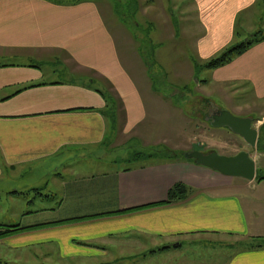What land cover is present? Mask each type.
<instances>
[{"label":"crops","instance_id":"obj_1","mask_svg":"<svg viewBox=\"0 0 264 264\" xmlns=\"http://www.w3.org/2000/svg\"><path fill=\"white\" fill-rule=\"evenodd\" d=\"M191 3L201 20L193 45L208 62L232 44L237 18L259 0ZM104 11L96 0H0V197L20 202L10 224L0 225L30 227L0 238V264H149L178 260L205 237L264 238V178L257 179L264 122L257 126L254 180L187 159L99 174L71 170L77 153L108 149L170 107L145 64L123 57L120 48L133 46L134 35L114 31ZM52 55L63 58L58 69L29 62ZM206 71V87L252 89L264 98V41ZM20 180L27 181L24 191ZM177 183L191 193L161 204ZM38 197L44 206H36ZM226 250L232 253L222 264H264V248Z\"/></svg>","mask_w":264,"mask_h":264},{"label":"rangeland","instance_id":"obj_2","mask_svg":"<svg viewBox=\"0 0 264 264\" xmlns=\"http://www.w3.org/2000/svg\"><path fill=\"white\" fill-rule=\"evenodd\" d=\"M96 2L102 12L104 8V17L114 31L118 28L124 31L125 28L130 36L134 35L136 43L133 46L128 45V48L122 45L120 48L122 55L127 62H131L130 57L132 60L138 57L145 64L157 93L169 98L167 102L170 107L165 111L167 114H159L150 119L148 122L150 126L143 125L137 129L138 132L122 135L114 146L108 149L100 148L77 153L79 154L77 157H72L68 161L71 170L78 172L80 166H85L86 172L99 174L101 171L111 172L117 168H134L166 160H182L185 159L186 153L193 150L216 151L229 157L243 150L250 152L252 156L256 154V150H252L237 134L224 127L211 126L206 121L210 108L217 107L240 118L251 117L254 119L253 126L257 127L260 122H264V98L258 99L252 89H245L244 92L232 91V88L219 84L208 87L201 84L202 81L209 79L211 74L205 68L208 62L198 57L193 45L192 38L200 30L201 20L191 0H96ZM261 31L264 32V0H259L253 12L239 15L234 41L230 47ZM62 60V57L52 55L29 62L37 63L45 69H58ZM261 129L263 131L260 134L264 133V125ZM145 131L146 133H143ZM149 142L151 143L148 145ZM261 142L264 147V135ZM155 148L173 151L175 156H160L158 154H165V150L163 153L154 152ZM152 154L154 156H149ZM262 155L258 163L259 176H264V154ZM26 183V180H20L15 184L20 185L24 191L23 185ZM39 186L44 188L42 193L46 194L48 189L45 183L42 181ZM29 194L31 199L38 196L34 192ZM39 198L36 206H44L46 202ZM19 203L13 202L5 194L1 195L0 224H10L11 209H19ZM200 241L190 247H184L178 260L155 259L149 264H222L226 255L232 253L226 250L227 246L239 248L241 242L223 237H205ZM117 262L114 261L113 264L123 262L134 264L135 261ZM44 263L46 262L40 261L39 264ZM47 263L71 264L58 260H50Z\"/></svg>","mask_w":264,"mask_h":264},{"label":"water","instance_id":"obj_3","mask_svg":"<svg viewBox=\"0 0 264 264\" xmlns=\"http://www.w3.org/2000/svg\"><path fill=\"white\" fill-rule=\"evenodd\" d=\"M253 124V118H240L227 110H220V115L211 126L229 129L241 137L253 150H256L258 129ZM185 158L228 176L242 177L247 180H254L256 177V161L252 158L251 153L246 150L231 157L220 155L216 151L193 150L186 153Z\"/></svg>","mask_w":264,"mask_h":264},{"label":"trees","instance_id":"obj_4","mask_svg":"<svg viewBox=\"0 0 264 264\" xmlns=\"http://www.w3.org/2000/svg\"><path fill=\"white\" fill-rule=\"evenodd\" d=\"M264 41V32H256L250 36L247 40L244 42L234 45L232 47L226 48L224 51H222L220 54L217 56L213 57L206 63L205 68L207 69H215L219 68L221 66H224L231 61H233L235 58L238 56L244 54L248 49H250L253 45ZM264 125V124H263ZM154 152L157 151L159 153H163L165 150V154H158V155H169L171 157L175 156V153L173 151H169L167 149H164L163 151L155 148L153 149ZM167 150V151H166ZM157 155V156H158ZM149 156H154V154L149 155ZM192 161V160H191ZM264 177L262 176H257V179H263ZM192 189L191 187L187 186L186 184L183 183H177L175 184L168 192V198L164 203L161 204H171L175 202H179L183 199H185L190 193ZM30 227H22L19 228L18 226H5V225H0V238H3L5 236H8L14 232H17L19 230H25ZM238 247H243L245 249H253V248H264V238L260 237H255L249 241H242L239 243ZM166 248H162L164 250ZM155 252V251H152Z\"/></svg>","mask_w":264,"mask_h":264},{"label":"flooded vegetation","instance_id":"obj_5","mask_svg":"<svg viewBox=\"0 0 264 264\" xmlns=\"http://www.w3.org/2000/svg\"><path fill=\"white\" fill-rule=\"evenodd\" d=\"M211 111L209 112L208 117H206V121L208 122V124H212L215 122L216 118L220 115V110L217 108H210Z\"/></svg>","mask_w":264,"mask_h":264}]
</instances>
